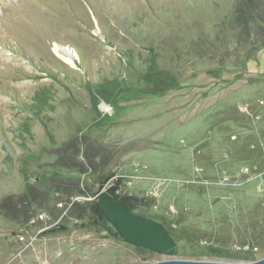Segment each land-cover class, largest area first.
<instances>
[{"label": "rangeland", "instance_id": "374dc122", "mask_svg": "<svg viewBox=\"0 0 264 264\" xmlns=\"http://www.w3.org/2000/svg\"><path fill=\"white\" fill-rule=\"evenodd\" d=\"M237 1L0 0V264L264 258V36ZM108 177L177 255L79 225Z\"/></svg>", "mask_w": 264, "mask_h": 264}, {"label": "trees", "instance_id": "16d2710c", "mask_svg": "<svg viewBox=\"0 0 264 264\" xmlns=\"http://www.w3.org/2000/svg\"><path fill=\"white\" fill-rule=\"evenodd\" d=\"M234 21L244 41L256 34L264 36V0H238L235 4ZM254 40L250 48L252 52L246 54L248 59L260 47L264 48V41L259 47L254 44ZM121 188V179L106 178L100 183L99 190L92 200L84 203L73 202L69 208L70 214L76 215L81 227L88 225L97 227L133 246L158 254L177 255L178 243L166 225L155 218L137 212L133 196L123 194ZM13 197L16 196L9 197L8 200L14 199ZM20 197L10 201L13 204V207H10L11 211L15 215L22 208L20 205L28 208L25 207L26 203L37 200L33 190H29ZM23 210L29 217L30 206L27 210ZM56 229L62 230L65 227L58 226ZM204 255L228 257L230 254L210 248L204 252ZM234 257L249 259V256Z\"/></svg>", "mask_w": 264, "mask_h": 264}, {"label": "water", "instance_id": "95a60500", "mask_svg": "<svg viewBox=\"0 0 264 264\" xmlns=\"http://www.w3.org/2000/svg\"><path fill=\"white\" fill-rule=\"evenodd\" d=\"M152 264H264V258L257 260L255 262H238V263H221V262H205V261H191V260H177V261H163L155 262Z\"/></svg>", "mask_w": 264, "mask_h": 264}, {"label": "bare ground", "instance_id": "6f19581e", "mask_svg": "<svg viewBox=\"0 0 264 264\" xmlns=\"http://www.w3.org/2000/svg\"><path fill=\"white\" fill-rule=\"evenodd\" d=\"M59 46L55 44V52L57 53V55L63 60L65 61L66 63L70 64L72 67H74V63H73V59H72V56H73V51L71 50H68L66 51V53H61L59 52ZM64 49V48H63ZM66 50V49H64Z\"/></svg>", "mask_w": 264, "mask_h": 264}, {"label": "built area", "instance_id": "2783aa9c", "mask_svg": "<svg viewBox=\"0 0 264 264\" xmlns=\"http://www.w3.org/2000/svg\"><path fill=\"white\" fill-rule=\"evenodd\" d=\"M249 246H246V250H248Z\"/></svg>", "mask_w": 264, "mask_h": 264}]
</instances>
